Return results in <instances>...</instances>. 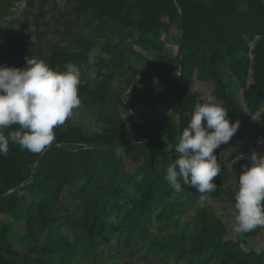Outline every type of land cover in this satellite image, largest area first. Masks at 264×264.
<instances>
[{
    "label": "trees",
    "instance_id": "obj_1",
    "mask_svg": "<svg viewBox=\"0 0 264 264\" xmlns=\"http://www.w3.org/2000/svg\"><path fill=\"white\" fill-rule=\"evenodd\" d=\"M47 1L33 20H15L36 27L19 57L61 71L79 66L80 107L98 128L58 125L41 153L11 141L17 125L3 130L10 143L0 155V264H80L75 254L104 264V248L120 235L137 247L136 258L264 264V250L252 248L258 228L227 237L211 204L201 205L191 186L176 192L165 178L195 106L206 101L193 80L211 85L229 120L259 113L248 136L264 139V0H67L53 22L41 19ZM20 2L33 6L0 0V21ZM46 31L62 41L43 42ZM167 37L176 38L174 63L158 60L172 55ZM123 156L137 164L135 173ZM249 161L221 166L206 196L218 199ZM64 191L74 200L70 212L61 203Z\"/></svg>",
    "mask_w": 264,
    "mask_h": 264
},
{
    "label": "clouds",
    "instance_id": "obj_2",
    "mask_svg": "<svg viewBox=\"0 0 264 264\" xmlns=\"http://www.w3.org/2000/svg\"><path fill=\"white\" fill-rule=\"evenodd\" d=\"M81 69L73 63L61 71L39 58H26L23 67L0 65V155L9 152L10 140L4 129L17 125L11 141L21 150L41 153L55 140L54 129L64 124L81 100L78 86ZM239 128V121L230 122L223 101L208 95L197 104L189 123L175 146L178 154L166 169V180L176 192L182 184L200 193V204L217 185L221 165L215 154L227 145ZM244 158L242 155L240 159ZM250 165L242 166L235 196L236 233L246 234L264 227V153L251 151Z\"/></svg>",
    "mask_w": 264,
    "mask_h": 264
},
{
    "label": "rangeland",
    "instance_id": "obj_3",
    "mask_svg": "<svg viewBox=\"0 0 264 264\" xmlns=\"http://www.w3.org/2000/svg\"><path fill=\"white\" fill-rule=\"evenodd\" d=\"M33 3L32 7H27L25 2L16 3L11 7L10 14L3 17L0 21V65H9L16 67H23L26 65V60H22L19 57V53L27 48L26 43L35 40V24L33 22L24 25L22 21L15 20H33L34 15L38 11V5L41 0H31ZM67 4V0H48L44 7V14H42L41 19L49 20L50 22L54 21L53 15H60L61 12L64 11ZM27 7L28 12L25 13L24 9ZM53 14V15H52ZM58 15V16H59ZM15 21V22H13ZM59 28L62 29L61 25ZM175 33V29L173 31ZM61 42V37L51 34L50 31H46L44 33L43 42ZM166 48L171 52L170 55H162L158 58V60L167 63H174V53L177 52V43L176 38L167 39ZM99 48H94L93 53H99ZM106 56V54H104ZM94 60V59H93ZM167 76L171 79L170 73H167ZM93 86L97 83V80L93 77ZM252 79H249L251 82ZM192 89L199 91L204 98L207 99L208 95H213L211 85L209 83L200 82L197 79L193 80ZM80 100H81V96ZM264 109V104L262 106ZM260 115L256 113L252 116H247L237 120L239 121V128L235 135L231 138L227 145H221L220 149L216 151L218 163L225 168H232V163L240 158L242 155L244 158H247L251 151L255 150L257 153H264V139L261 137H257L256 139H250L248 134L251 128V125L254 124ZM69 123H80L82 125L87 126L90 129L98 128L97 123L94 120L92 115H88L83 109L79 106L77 109L73 110L72 115L66 119L64 124L67 125ZM123 161L131 172L135 173V167L137 166L131 160L126 159L123 156ZM248 159V158H247ZM249 160V159H248ZM249 161V165H250ZM236 182V183H235ZM230 189L228 187H224L221 190L220 197L218 199H213L207 197L205 200L208 204H211L212 207L223 217V220L227 227V237L236 239V232L234 231L235 224V216L237 214L235 208V196L238 188V179L232 178L230 179ZM197 195H201L197 192ZM61 203L63 204V208H67V211L70 212L74 206V200L72 199L69 192L64 191L61 195ZM65 211L62 210V213ZM193 213V208H188L185 215H191ZM2 216H0L1 218ZM151 229L153 231H157V228L152 225ZM65 232V228L62 229ZM80 243V251L84 246V241L81 240ZM17 249H21L19 244H16ZM253 250L262 251L264 250V227H258V232L255 236ZM105 251V259L104 264H185V262H175L172 258L168 260H160L155 256L141 254V256H137V247L131 241L129 244H125L123 242L122 236L112 237L110 239V245L104 248ZM130 253H133L132 256H128ZM75 259L78 258L80 260V264H102V262L97 259H87L82 257L80 254L74 255Z\"/></svg>",
    "mask_w": 264,
    "mask_h": 264
},
{
    "label": "water",
    "instance_id": "obj_4",
    "mask_svg": "<svg viewBox=\"0 0 264 264\" xmlns=\"http://www.w3.org/2000/svg\"><path fill=\"white\" fill-rule=\"evenodd\" d=\"M181 42H182V34H181Z\"/></svg>",
    "mask_w": 264,
    "mask_h": 264
}]
</instances>
